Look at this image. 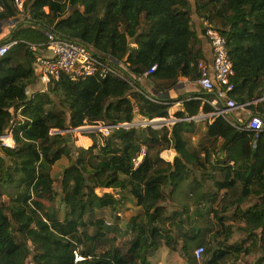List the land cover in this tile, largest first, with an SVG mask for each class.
<instances>
[{"label": "trees", "instance_id": "trees-1", "mask_svg": "<svg viewBox=\"0 0 264 264\" xmlns=\"http://www.w3.org/2000/svg\"><path fill=\"white\" fill-rule=\"evenodd\" d=\"M192 1L199 18L226 39L234 70L230 98L264 121V0ZM1 3L0 22L24 17L12 39L0 42L17 41L0 59V136L11 133L15 144L1 147L0 190L8 201L0 196V264H28L29 258L34 264H152L159 247L181 253L187 264H236L255 251L262 254L257 264H264V129L256 134L222 116L192 120L213 112L204 102L210 93L161 95L180 78L200 77L191 0H24L22 12L13 0ZM47 32L111 57L124 78L62 75L49 92L29 97L38 83L33 47L46 45ZM176 103L181 110L172 126L125 125L136 112L148 121L169 119ZM99 122L113 126L109 134L89 132L91 145L72 156L63 132ZM201 128L203 141L194 148ZM168 150L173 161L162 157ZM63 156L69 166L59 194L52 169ZM184 183L202 190L201 198L192 212L186 206L168 211ZM58 195L62 218L53 207ZM220 196L219 212L212 205ZM105 209L128 210L125 230L96 218ZM232 209L245 226L242 243H228L223 216ZM120 216L115 220H124ZM198 247L201 261L194 255ZM76 254L82 260L75 261Z\"/></svg>", "mask_w": 264, "mask_h": 264}, {"label": "built area", "instance_id": "built-area-1", "mask_svg": "<svg viewBox=\"0 0 264 264\" xmlns=\"http://www.w3.org/2000/svg\"><path fill=\"white\" fill-rule=\"evenodd\" d=\"M15 8L22 12L24 0H13ZM4 11V6L0 0V13ZM211 53L212 63L208 65L205 61L200 60L198 64L200 77L196 84L205 92L213 94L211 99L205 102L213 109V116H222L232 125L236 123L244 126L247 131H254L258 134L264 129V121L260 116L250 112L249 117L241 122H235L232 118V112L238 109H245V105L237 104L230 98L229 93L234 89L231 78L234 75L233 62L229 57L225 37L214 27L206 25L204 29ZM48 41L44 46L49 51V55H37L34 63V70L41 84L40 92L47 93L53 84L59 80L62 75L70 76L73 79H81L87 77H96L98 79H106L108 77L124 78V75L115 67V61L109 56H102L95 52L90 46L81 44L77 41L62 39L52 33L47 32ZM17 44L16 40L0 45V59L3 58L11 46ZM37 51V48H34ZM123 69H125L124 66ZM155 70V66L150 72ZM151 102L157 103L154 95H149ZM264 100V98H263ZM153 124L150 122L125 124L127 126H142ZM109 134V129L105 128ZM0 136V142L3 146L12 147L5 142L9 136ZM257 136V135H256ZM143 155L138 159V163L142 160ZM197 261L203 258V247H198L194 251ZM82 260L76 254L75 261Z\"/></svg>", "mask_w": 264, "mask_h": 264}, {"label": "rangeland", "instance_id": "rangeland-1", "mask_svg": "<svg viewBox=\"0 0 264 264\" xmlns=\"http://www.w3.org/2000/svg\"><path fill=\"white\" fill-rule=\"evenodd\" d=\"M18 17L20 18V20H22L23 17H24V14L21 13V15H18ZM191 84L194 85L193 82ZM55 102H56V100H55ZM176 111H178V105L174 104L170 108V111H169L170 117H169V119L154 120L155 122L153 121L152 125L157 126L159 124H161V125L165 124V125H168V126H172L175 122L178 121V119L175 117ZM138 116H135L133 124L134 123H142L144 121L147 122V123L150 122V121L144 120L142 117H138ZM196 119H197V117H196ZM106 125H108V124H104L103 122H99L96 125L81 127L80 129H82V130H75V131H72L70 133L64 132V133H66L65 135H66L67 141L71 140L70 143L67 142L66 144L67 145H71V146L74 145V146H76V149H78L80 147L87 148L92 143L91 139L87 136L89 134V132L99 131L103 135H108L107 131L104 128ZM92 128H100V129L92 130ZM107 129H110V128H107ZM202 130H203V128H201L199 130V134L197 136H195L193 138V140H192V145H193L194 148H196L198 146V144L203 141ZM53 133H55V131L52 132V134ZM88 138L90 140H88ZM2 146H3V144L0 142V155H2V153H1V147ZM174 156H175V153H174L173 150H168V151H165L164 153H162V157L166 161H173ZM67 166H69V158L67 156H63L61 160L56 162V164L54 165V167L52 169V176L55 179V186L54 187H55V189L57 190V192L59 194H61V188H60L61 175L63 173V170ZM206 186L208 187V183H206ZM191 189L193 190V186H191L189 183H184L183 186L178 188L176 193L174 194V196L167 203L168 211H171V212L178 211V210L182 209L184 206H186L192 212V210L196 206V205H194V203H196L197 200H199L201 198L202 190L197 189L196 191H194V190L190 191ZM105 192L113 193L112 190H106ZM190 192H192V193H190ZM0 196H1V200L2 201H4V202L8 201L7 194L3 190H0ZM220 197L212 205L215 210L216 209H218V210L220 209L219 208L220 205H221L220 201L222 199V197L221 198ZM60 200H61V195L60 196L59 195L56 196L55 201L53 203V207H54V212H56V214L60 218H62V216H63V208L60 206ZM253 202L254 201H252V203ZM45 203H46V205L50 204L47 201H45ZM127 207H130L128 202H127ZM234 211L235 210L232 209L228 213L224 214V216H223V223H225V225L231 229V237H230V239L228 241V243H230V244L242 243V241L246 238V235L244 234V231L242 229L243 227H245L244 223L241 221L240 218H238L236 216L234 217ZM118 212L121 213L120 217L122 219H124V220H121V221L115 220V218L117 217V213ZM127 212H128V210L127 211H123V210L119 209L116 212V214H115L114 212L110 211L109 209H105V210H102V211H97L96 212V218L97 219H104L106 221L107 225H111L110 227H113L115 224H117V225H120V227L125 230V223L127 222V220L129 219V217L131 215L130 213H127ZM219 212H220V210H219ZM7 214L9 215V213H7ZM204 221H205V224H206L207 221L206 220H204ZM209 222H214V226H215L213 228L214 231L215 230L216 231L219 230V226H218L219 224H218V220L217 219H211V221H209ZM93 230H94L93 228H89V233L92 234ZM222 234L223 235L220 236V239L225 238L224 234H226V233L223 232ZM112 236H113V234H109V237H112ZM128 238H129L128 236L121 238L120 241H119V244L123 243L124 241H127ZM208 240H209V238L207 237V241ZM261 255L262 254L260 252L255 251L253 254H251L249 256H242L236 264H257V262H258L259 258L261 257ZM27 262H28V264H34L32 258H29ZM177 264H187V261H186L185 257L181 253H178V263Z\"/></svg>", "mask_w": 264, "mask_h": 264}, {"label": "crops", "instance_id": "crops-1", "mask_svg": "<svg viewBox=\"0 0 264 264\" xmlns=\"http://www.w3.org/2000/svg\"><path fill=\"white\" fill-rule=\"evenodd\" d=\"M192 1V0H191ZM192 21H193V27L196 31V34L199 39V47L201 48L202 51V60L205 61L208 65H211L212 63V53H211V48L209 45V42L207 38L205 37L204 34V29L206 27V23L199 18V16L196 13V7L195 3L192 1ZM22 20H20L19 17L15 19H10V20H4L0 22V42H7L12 39V34L14 31L18 28L19 24H21ZM37 54L38 55H49L48 49L45 47L43 48H38L37 49ZM142 87L147 91V93L151 94H157L153 90V87L151 84L148 82L146 78H141L139 79ZM192 82L189 81L186 78H180L178 85L167 91L163 92L161 95L167 98L171 99H176L178 96L186 94V93H205L197 84L196 82H193L194 85L191 84ZM41 89V84L37 83L32 85L28 89V96L30 97L31 95L40 92ZM205 102V100H204ZM178 105V111L181 110V104L176 103ZM212 108V107H211ZM13 112V109L11 110ZM19 112V110L17 111ZM250 110L248 109H238L232 112V118L235 122H241L246 120L249 117ZM140 117V116H138ZM215 117L211 113L210 114H205L203 112L200 113V115L195 118L196 121L206 119V118H212ZM189 120V119H188ZM9 136L7 138L11 139V144L10 146H14V141L12 138V134H8ZM88 140H90L88 138ZM150 261L152 264H177L178 263V254L177 253H171L169 252L166 248L164 247H159L157 250L154 251L153 256L150 258ZM156 262V263H155Z\"/></svg>", "mask_w": 264, "mask_h": 264}, {"label": "water", "instance_id": "water-1", "mask_svg": "<svg viewBox=\"0 0 264 264\" xmlns=\"http://www.w3.org/2000/svg\"><path fill=\"white\" fill-rule=\"evenodd\" d=\"M258 101L259 100H255L253 102H258ZM135 116H138V113L137 112L135 113ZM192 120H195V119H192ZM111 127H113V126L112 125H106L104 128H111ZM95 129H100V128H92V130H95ZM75 130H82V129H72V128L68 127L64 132L70 133V132L75 131ZM4 136H7V135L5 134ZM68 142L70 143L71 140H68ZM68 146L72 150V156H74L75 155V152H76V146H74V145L73 146L68 145Z\"/></svg>", "mask_w": 264, "mask_h": 264}, {"label": "bare ground", "instance_id": "bare-ground-1", "mask_svg": "<svg viewBox=\"0 0 264 264\" xmlns=\"http://www.w3.org/2000/svg\"><path fill=\"white\" fill-rule=\"evenodd\" d=\"M120 66H123V64H121ZM151 95H155V94H151ZM5 142L7 143V144H11V139L10 138H6L5 139ZM81 257V256H80Z\"/></svg>", "mask_w": 264, "mask_h": 264}]
</instances>
